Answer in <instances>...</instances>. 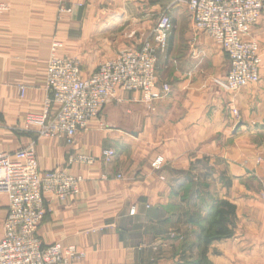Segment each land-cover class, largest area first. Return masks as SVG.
I'll use <instances>...</instances> for the list:
<instances>
[{"label":"crops","instance_id":"crops-1","mask_svg":"<svg viewBox=\"0 0 264 264\" xmlns=\"http://www.w3.org/2000/svg\"><path fill=\"white\" fill-rule=\"evenodd\" d=\"M71 2L62 17L52 0H12L0 13V151L32 143L41 172L82 177L78 195H46L37 230L43 242L75 245L82 257L72 264H179L192 253L182 246L197 232L191 214L226 199L236 206L234 233L214 241L208 258L264 264V11L247 34L262 53L259 80L227 93L211 82L227 72V56L194 28L186 0ZM164 11L172 30L166 50L156 54V75L157 87L168 83L170 92L154 110L145 109L138 92L118 90L70 145L25 128L26 114L40 113L49 96L44 68L52 39L62 41L60 55L80 60L85 76L118 51L138 47ZM104 148L115 151L110 163ZM71 153L95 161L69 164ZM157 156L163 161L154 170ZM7 202L0 193V237Z\"/></svg>","mask_w":264,"mask_h":264},{"label":"built area","instance_id":"built-area-1","mask_svg":"<svg viewBox=\"0 0 264 264\" xmlns=\"http://www.w3.org/2000/svg\"><path fill=\"white\" fill-rule=\"evenodd\" d=\"M12 0H0V13ZM59 17L70 14L72 0H52ZM194 28L207 33L227 56L229 67L223 76L211 82L221 91L235 93L259 80L262 60L260 46L247 34L264 11V0H186ZM172 23L166 11L161 13L138 47L124 48L82 75L78 59L58 53L61 41H50L49 57L44 68V87L49 96L40 113H27L26 129L37 137H62L67 145L76 133L97 118L105 104L118 90L138 92L139 101L148 111L170 92V85L157 87L156 54L167 48ZM26 87L19 86L20 97ZM238 118V110L232 108ZM105 163L115 156L111 148L101 151ZM69 164L89 166L95 161L89 154L71 153ZM163 158L155 157L150 166L161 167ZM82 177L62 169L39 170L32 143L12 151H0V193L7 197L6 213L0 237V264H72L82 257L75 245L59 241L44 243L38 226L46 213V195L59 201L80 192ZM134 213V209L130 210Z\"/></svg>","mask_w":264,"mask_h":264},{"label":"trees","instance_id":"trees-1","mask_svg":"<svg viewBox=\"0 0 264 264\" xmlns=\"http://www.w3.org/2000/svg\"><path fill=\"white\" fill-rule=\"evenodd\" d=\"M197 226L193 241L185 240L183 247L196 251L195 257H184L179 264H212L208 258L209 247L214 241L233 236L236 223V206L226 199H219L206 207L203 215L191 214Z\"/></svg>","mask_w":264,"mask_h":264},{"label":"rangeland","instance_id":"rangeland-1","mask_svg":"<svg viewBox=\"0 0 264 264\" xmlns=\"http://www.w3.org/2000/svg\"><path fill=\"white\" fill-rule=\"evenodd\" d=\"M71 6H72V2H71ZM66 15H68V14H66ZM125 29V26L124 27H122V29H120V30H116V31H114L112 34H110V38H114L115 36H114V34L115 33H117L118 34V32L120 33V32H122V30H124ZM54 39H56V38H54ZM58 40V39H57ZM60 41V40H59ZM61 43H62V41H61ZM62 45H63V43H62ZM62 47V46H61ZM60 47V48H61ZM59 48V49H60ZM59 51V50H58ZM70 57V56H69ZM72 58H74V57H72ZM76 59H78V58H76ZM79 60V59H78ZM80 61V60H79ZM81 63V62H80ZM224 64V63H223ZM224 67V66H223ZM220 69H222V67H220ZM192 177H194L195 179H192L191 178V180L192 181H196V182H198V175H194V176H192ZM197 192H198V189H197ZM194 239V238H193ZM193 239H191L190 241H193ZM189 241V240H188ZM196 251L197 250H192V253L190 254V255H188V257H190V258H192V257H195L196 256Z\"/></svg>","mask_w":264,"mask_h":264},{"label":"water","instance_id":"water-1","mask_svg":"<svg viewBox=\"0 0 264 264\" xmlns=\"http://www.w3.org/2000/svg\"><path fill=\"white\" fill-rule=\"evenodd\" d=\"M238 125H239V122L236 123V126H238Z\"/></svg>","mask_w":264,"mask_h":264}]
</instances>
